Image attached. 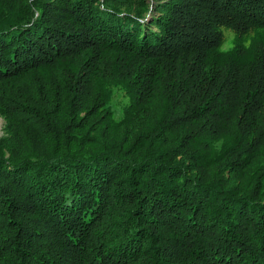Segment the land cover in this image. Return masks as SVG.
I'll return each instance as SVG.
<instances>
[{
    "label": "trees",
    "instance_id": "trees-1",
    "mask_svg": "<svg viewBox=\"0 0 264 264\" xmlns=\"http://www.w3.org/2000/svg\"><path fill=\"white\" fill-rule=\"evenodd\" d=\"M0 115V264H264V0H0Z\"/></svg>",
    "mask_w": 264,
    "mask_h": 264
},
{
    "label": "rangeland",
    "instance_id": "rangeland-1",
    "mask_svg": "<svg viewBox=\"0 0 264 264\" xmlns=\"http://www.w3.org/2000/svg\"><path fill=\"white\" fill-rule=\"evenodd\" d=\"M232 35L233 34H231V36ZM123 102H124V98L121 95H118V96L115 97L114 105H115L116 108H118V111H120V107H121V104H123ZM3 127H4V119L0 115V135L3 134Z\"/></svg>",
    "mask_w": 264,
    "mask_h": 264
}]
</instances>
